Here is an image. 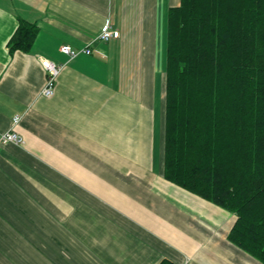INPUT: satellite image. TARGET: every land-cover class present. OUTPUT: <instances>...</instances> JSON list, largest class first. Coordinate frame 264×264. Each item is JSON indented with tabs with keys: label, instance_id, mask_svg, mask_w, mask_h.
<instances>
[{
	"label": "crops",
	"instance_id": "1",
	"mask_svg": "<svg viewBox=\"0 0 264 264\" xmlns=\"http://www.w3.org/2000/svg\"><path fill=\"white\" fill-rule=\"evenodd\" d=\"M180 2L0 0V133L21 116L26 141L0 147V264H260L228 239L233 214L164 176L157 39ZM20 20L29 53L10 52ZM108 22L121 38L96 41ZM45 59L63 65L51 98Z\"/></svg>",
	"mask_w": 264,
	"mask_h": 264
},
{
	"label": "trees",
	"instance_id": "2",
	"mask_svg": "<svg viewBox=\"0 0 264 264\" xmlns=\"http://www.w3.org/2000/svg\"><path fill=\"white\" fill-rule=\"evenodd\" d=\"M37 35L20 20L10 52L29 53ZM163 170L233 214L228 239L264 264V0H181L169 10Z\"/></svg>",
	"mask_w": 264,
	"mask_h": 264
},
{
	"label": "built area",
	"instance_id": "3",
	"mask_svg": "<svg viewBox=\"0 0 264 264\" xmlns=\"http://www.w3.org/2000/svg\"><path fill=\"white\" fill-rule=\"evenodd\" d=\"M121 38V33L117 29H113L110 22H108L105 27L99 32L96 37V41L109 42L111 40H119ZM61 52L71 59L78 57L81 54L91 55L92 50L90 45L81 50H74L72 47L65 45L61 48ZM42 67L46 71L47 80L44 89L42 90V96L46 98H51L55 94L56 81L61 71L63 70V65H55L49 60H42ZM21 121V116H15L12 120V129L0 133V147L2 145L14 144L20 147H24L26 144L25 139L15 131V128Z\"/></svg>",
	"mask_w": 264,
	"mask_h": 264
},
{
	"label": "rangeland",
	"instance_id": "4",
	"mask_svg": "<svg viewBox=\"0 0 264 264\" xmlns=\"http://www.w3.org/2000/svg\"><path fill=\"white\" fill-rule=\"evenodd\" d=\"M166 35L165 36H161L158 35V39H157V67H160V63L162 60V56H163V60L166 61Z\"/></svg>",
	"mask_w": 264,
	"mask_h": 264
}]
</instances>
